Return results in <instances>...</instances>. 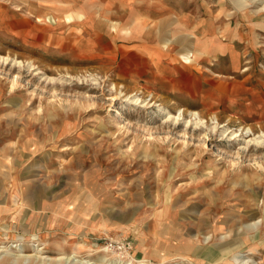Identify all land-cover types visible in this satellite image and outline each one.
<instances>
[{"label":"rangeland","instance_id":"374dc122","mask_svg":"<svg viewBox=\"0 0 264 264\" xmlns=\"http://www.w3.org/2000/svg\"><path fill=\"white\" fill-rule=\"evenodd\" d=\"M238 1L0 0V264H264V0Z\"/></svg>","mask_w":264,"mask_h":264},{"label":"bare ground","instance_id":"6f19581e","mask_svg":"<svg viewBox=\"0 0 264 264\" xmlns=\"http://www.w3.org/2000/svg\"><path fill=\"white\" fill-rule=\"evenodd\" d=\"M251 1V0H250ZM249 0H245L244 2L246 3V4H248V2H250ZM254 1V0H253ZM238 2H240V0L238 1ZM133 4H124L121 8H119V9H115L114 11H112L111 9H110V7L109 6H105V7H99V8H97V7H87L86 9H84V11H85V13H84V15H81L80 14V16H81V18L83 19V25H87L89 22L88 21H90V22H92V24H94V25H96L97 27H99V24H100V22L97 20V17H96V14L98 13L99 14V16H102V18H104V17H106V18H112L113 16H116V15H119V16H121L122 18V22H129L130 24H133L134 23V21L136 20L135 18H134V15H133V9H131L130 7L132 6ZM132 11V12H131ZM130 12L132 13V14H130ZM70 15V14H69ZM66 18V17H65ZM100 20V19H99ZM173 20H174V18H173ZM176 20V19H175ZM161 21V20H160ZM97 22V23H96ZM176 22V21H175ZM174 22V23H175ZM172 22L171 21H169V23L168 24H162V25H160V26H158V25H156V26H154V25H151V26H147V28H148V34L150 35V36H152V37H154V38H156V39H158L159 41H162V40H164V38H163V34H164V31L165 30H167L168 29V27L170 26V25H172L171 24ZM127 32L128 31H131L132 30V27H128L127 29ZM140 30H141V28H140ZM133 32L135 33V34H137V30L134 28L133 30H132V34H133ZM171 32V31H170ZM192 36V37H191ZM191 36H189V35H178L177 37H175V39L174 40H172L171 39V41H169V40H167V39H165V41H163V44H164V46H165V48L166 49H169V46L170 45H172V46H181V49L180 50H178L177 52H180L179 53V56H180V58L183 60V63H186V64H190V65H192L193 63H199L200 61H202L204 58H206V56H208V55H211V53H209V46H208V44L209 43H212V41H213V39L214 38H206V39H195L194 40V38H193V36L194 35H191ZM130 38H132L131 37V35H130ZM246 39V38H245ZM157 40V41H158ZM209 42V43H208ZM208 43V44H207ZM225 49H227V48H225ZM225 49H222V48H219V50H218V54L219 55H216L215 53V59H216V57L217 58H224L225 56L224 55H222V54H224V53H226L225 51H223V50H225ZM147 55V54H146ZM221 55V56H220ZM230 55L232 56V58H236L235 57V54H234V52H231L230 51ZM246 55V54H245ZM257 55V54H256ZM153 59V58H152ZM232 60V59H231ZM234 61H232L233 63H235V59H233ZM156 64V63H155ZM168 66V65H167ZM156 67V66H155ZM168 68H170V65H169V67ZM157 69V68H156ZM133 104H137L138 102H139V99H134L133 100ZM143 102V101H142ZM192 113H191V117H194V119L196 120L197 119V122H195L194 123V125L196 126V128H199V129H202L203 127V124H204V122H203V120L204 119H202V115L201 114H195L196 112H193V111H191ZM166 115H170V113H167ZM181 116H183V117H185L186 116V113L185 112H182L181 114H179L178 115V117H171L170 116V120L172 119V121L171 122H174V123H177V122H179V120H180V117ZM192 119V118H191ZM213 119H215V120H217L216 121V123H217V125L216 126H214L213 128H212V132H214V131H220V130H218L220 127V125H219V118H218V116L216 115ZM169 120V119H168ZM192 121V120H191ZM199 121V122H198ZM170 122V123H171ZM208 123V122H207ZM257 127V126H256ZM260 128L261 129H263V126H260ZM244 129H245V127H244ZM250 130H251V132L252 133H246V134H248V136H251V135H254L255 136V130H254V128H252V127H250ZM226 130H223V132H221V133H223L224 134V132H225ZM263 132H264V130H263ZM232 137L233 136H239V137H241V136H243V133H241L240 135H237V132H232L231 134H230ZM229 135V136H230ZM264 136H261V137H259V139L261 138H263ZM236 138V137H235ZM235 138H233L232 140H235ZM251 142H256L257 144H259V145H263L264 144V140H258V138L256 137V138H251L250 140H246V138H245V143L246 144H248V143H251ZM254 145V144H253ZM256 146V145H255ZM261 147V146H260ZM263 168V167H262ZM259 169V168H258ZM67 261V260H66Z\"/></svg>","mask_w":264,"mask_h":264},{"label":"crops","instance_id":"0c3cea01","mask_svg":"<svg viewBox=\"0 0 264 264\" xmlns=\"http://www.w3.org/2000/svg\"><path fill=\"white\" fill-rule=\"evenodd\" d=\"M181 70L183 71V69H181ZM173 71H174V72H179L178 68H176V70H173ZM172 82L175 84V81L171 80L170 83H172ZM187 93H190V91H188ZM187 93H186V94H187ZM187 95H188V94H187Z\"/></svg>","mask_w":264,"mask_h":264}]
</instances>
